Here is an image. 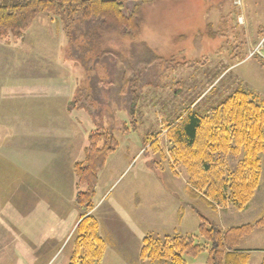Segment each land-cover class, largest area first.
Segmentation results:
<instances>
[{
  "label": "rangeland",
  "instance_id": "1",
  "mask_svg": "<svg viewBox=\"0 0 264 264\" xmlns=\"http://www.w3.org/2000/svg\"><path fill=\"white\" fill-rule=\"evenodd\" d=\"M143 15L142 31L135 40L122 39L116 31L95 24L84 30H97L101 38H79L75 43L80 50L72 45L65 49L62 43L58 46V24L47 13L41 14L21 38L4 35L0 39V107L5 109L14 107L13 99L30 97L24 93L27 88L41 91L42 85L46 86L49 70L41 65L54 63L56 53L62 57L66 52L73 62L86 60L85 64L92 66L91 76H83L87 83L82 89L96 86L94 112L73 104L70 110L83 129L90 132L100 125L108 126L120 141L107 161V170L99 175L95 196L97 217L110 231L103 232L107 251L102 264H152L140 257L144 237L176 230L198 232L196 211L224 228L253 222L264 212V152L260 185L250 204L243 210L228 205L215 211L203 198L188 193V174L184 166L173 167L164 129L186 110L205 112L238 89L264 99V0L163 1L146 7ZM64 36L69 39L65 30ZM93 41V48L81 52V43L88 47ZM127 70L125 93L121 89ZM133 74L137 76L135 86ZM131 93H139L134 127L129 112ZM5 109H0L1 122L8 127L13 111L1 112ZM123 120L129 130H125ZM156 133H160V149L154 152L144 140ZM54 162L47 170L53 172ZM15 194L10 206L0 205L2 263L68 264L74 230L63 240L65 227L58 228L68 221L54 213L49 225H42L34 209L26 208V197L18 189ZM181 205L186 210L179 212ZM92 210L83 212L89 215ZM77 222L75 225L80 220ZM51 227L57 230L52 232ZM262 248L264 233L249 238L248 264H261ZM206 259L203 251L196 258L190 257L189 264H205Z\"/></svg>",
  "mask_w": 264,
  "mask_h": 264
},
{
  "label": "trees",
  "instance_id": "2",
  "mask_svg": "<svg viewBox=\"0 0 264 264\" xmlns=\"http://www.w3.org/2000/svg\"><path fill=\"white\" fill-rule=\"evenodd\" d=\"M157 1L162 0H0V39L4 35L21 38L41 14L47 13L63 26L70 45L77 50L80 48L75 42L79 38L92 36L99 41L101 32L84 30L95 24L103 30L116 31L122 39L135 40L141 31L144 9ZM93 44L94 41L92 46L84 44V48L81 43V52H88ZM128 72L123 76L124 92ZM136 80L133 74V86ZM95 87L89 88L92 96L82 90L72 104L92 111L93 103L98 102ZM138 101L139 93H131L129 112L133 118ZM135 122L134 118L133 127ZM124 128L129 130L128 122ZM164 129L173 167L184 166L188 174L190 195L203 198L212 209L231 205L243 210L250 204L261 181L264 99L238 89L205 112L186 110L176 120L167 122ZM159 135L144 140L154 152L160 149ZM119 146V138L111 127L100 125L89 133L83 158L73 164L78 186L75 202L83 211L95 207L99 175ZM196 212L200 219L198 232L149 234L143 239L140 257L152 264H189L190 257L206 251L205 264H247L248 253L241 251L240 246L253 233L264 229V212L253 222L227 228ZM105 250L106 241L97 219L92 214H82L72 238L69 264H102Z\"/></svg>",
  "mask_w": 264,
  "mask_h": 264
},
{
  "label": "crops",
  "instance_id": "3",
  "mask_svg": "<svg viewBox=\"0 0 264 264\" xmlns=\"http://www.w3.org/2000/svg\"><path fill=\"white\" fill-rule=\"evenodd\" d=\"M163 1L172 0L157 1L147 7H153ZM57 24L58 46L62 43L67 49L70 45L69 39L64 36L63 26ZM34 35L32 34V37ZM65 54L66 52L62 53V58L56 53L57 60L54 63L41 65L49 70V79H46V86L42 85L41 91L29 87L24 93L31 95L30 97L13 99L14 107L8 109L0 107L5 109L1 112L6 114L13 111L11 116L9 114L12 121L8 127H3L0 114V127L3 132L0 136V205L10 206L11 199L15 197V191L18 189L20 194L26 197V208L34 209L38 214L36 220L42 225H49L54 213L64 216L68 221L66 225L54 224L60 225V230L65 227L63 240L67 239L73 230L75 232V223L82 219L83 210L75 202L78 186L73 164L76 159L83 158L91 132L82 128L71 112L70 105L82 90L89 92V89H82L87 83L83 76H91L89 72L92 68L82 62H73L72 57ZM87 94L92 96L90 92ZM60 156L61 159L58 160ZM52 160H55L53 172L47 170ZM107 168L108 165L103 170ZM218 209L221 208L212 210ZM93 210L91 214L98 220L100 234L105 239L103 232H110L108 226L101 225L97 217V206ZM185 210V206L183 208L181 205L179 212ZM51 230L54 232L57 227H51ZM263 233L264 229L256 231L240 246L241 251L248 253L247 264L251 256V251L246 249L249 238H258ZM262 250L264 252V248ZM106 251L107 241L105 253ZM118 257L125 262L122 256ZM2 261L0 256V264H11V261Z\"/></svg>",
  "mask_w": 264,
  "mask_h": 264
}]
</instances>
